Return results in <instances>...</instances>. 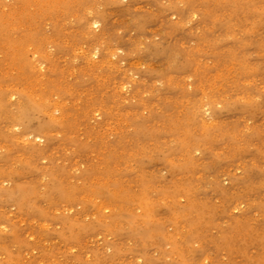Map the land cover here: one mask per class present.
I'll return each instance as SVG.
<instances>
[{
  "label": "rangeland",
  "instance_id": "374dc122",
  "mask_svg": "<svg viewBox=\"0 0 264 264\" xmlns=\"http://www.w3.org/2000/svg\"><path fill=\"white\" fill-rule=\"evenodd\" d=\"M0 264H264V0H0Z\"/></svg>",
  "mask_w": 264,
  "mask_h": 264
}]
</instances>
